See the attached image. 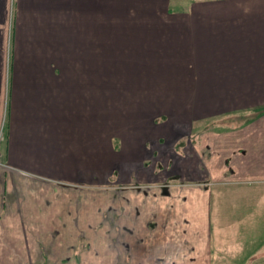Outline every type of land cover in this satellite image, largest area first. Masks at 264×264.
<instances>
[{
  "label": "crops",
  "instance_id": "crops-1",
  "mask_svg": "<svg viewBox=\"0 0 264 264\" xmlns=\"http://www.w3.org/2000/svg\"><path fill=\"white\" fill-rule=\"evenodd\" d=\"M116 2L0 0V264H41L39 232L53 245L47 264L81 262L80 250L60 246L70 227L96 224L106 209L114 230H132L119 239L132 264H264L245 234V225L262 223L249 205H264V5L199 9L193 1L161 18L130 15ZM150 39L160 43L146 46ZM105 78L111 90L145 88L101 92ZM166 89L183 92L151 102ZM217 114L219 129L195 125ZM172 164L181 178L163 193ZM213 195L218 213L217 201L242 205L238 235L211 216Z\"/></svg>",
  "mask_w": 264,
  "mask_h": 264
},
{
  "label": "rangeland",
  "instance_id": "rangeland-1",
  "mask_svg": "<svg viewBox=\"0 0 264 264\" xmlns=\"http://www.w3.org/2000/svg\"><path fill=\"white\" fill-rule=\"evenodd\" d=\"M116 1H117L116 2L117 5L119 4L118 8H122L124 10L128 9V13L130 15L137 14L141 10L142 11H144V10H146V11L147 10H149V11L156 10V11H158V15L161 16V14H162L161 18L163 17V12H164L165 8H168L171 10L186 9V8L190 7V4H191L190 2H193V1H195L196 3H193L191 5V7L199 8V9H225V8H228V9L251 8V9H253L256 7L259 8L262 5H264V1H259V0H169V3H167V0H116ZM256 4H258V5L256 6ZM170 17L171 16L167 17L164 15L165 19H168ZM159 43L160 42H158V41H152L150 39L149 44H145V45L146 46H158ZM165 51H168V49H165ZM205 53H206L205 49L199 51L198 60L200 62L205 59L204 56L207 55ZM132 55L135 56V54H132ZM210 55H215V54H210ZM123 57H125V56L119 55V58L121 60ZM195 58L197 59V57H195ZM185 59L187 60L188 58H185ZM137 61L139 62L140 66L141 65L147 66L146 59H142V60L138 59ZM148 63H149L148 65L151 67L150 72L151 71L153 72V73H150L149 83L151 85L156 86L157 83H159L157 75L159 74L158 73V68H159L158 65H160V64L157 63L156 59L152 60ZM107 67L109 68V66H103V69H102L103 74L105 73V68H107ZM162 72H164L165 74L169 73V71H163V70H162ZM180 75L182 76V74H179V77L173 76V78L183 80L185 77L182 76L183 78H181ZM105 80L107 81V83ZM105 80L103 79V86L101 87V92H140V90L145 88V87L139 86L141 84L135 85V87L132 86V84H130L128 87H125V85H119L118 84V86H117L118 89L115 91L113 89L112 90L110 89L109 84H108V79L105 78ZM177 81L178 80H176V82ZM187 82L188 81H185V83H187ZM87 90H88V88H87ZM96 92H97V90H96ZM156 92H159V91H156ZM169 92H183V91H179V90H175V89H166L165 92H163V96H161V97L159 95H156L155 97L151 96L150 97L151 102H155V98H159L161 100L167 101L168 99H170L172 97V95ZM185 92H188V90H186ZM165 94H166V96H165ZM151 105H152V103H151ZM189 105H190V103H189ZM189 105H187V103H186V105L184 107V109H186V111H185V113H183L182 117H184V115H185V117H188V115L190 116V112H189V108H188ZM217 107L220 108V105H218ZM152 108H153V105H152ZM154 114H156V113H153V115ZM221 116H222V114H217V116L215 115L213 119L212 118L206 119L205 117L200 118L198 121H196L195 125L196 124H199V125L203 124L202 127L199 128V130H203V131H205L206 127H212V126H214L215 129H219ZM162 117H164V116H156L155 117L156 121L162 120L163 119ZM187 123H188V121H187ZM206 124H207V126H206ZM189 130L190 129L187 127L186 128L183 127V129L181 130L182 134L185 135V136H183L184 140L186 137H188L190 135V134H188ZM193 131H195V130L193 129ZM163 142H164V139L160 141V143H163ZM174 145H175V147L179 146L178 143H176V142L174 143ZM147 147H149V146L147 145ZM147 164H149L148 159H146L144 161L143 167H146ZM141 168H142V166H141ZM160 171L161 170L159 168V171L154 173L153 179L149 180V182H153L154 178H157V175H159ZM111 179H114V176L111 177ZM111 179H109V180H111ZM103 186L113 188V183L112 182L106 183ZM116 190H117L116 194H119L120 191L123 189L116 188ZM30 193H35V192H30ZM215 200L216 199L214 198V195H213L212 215L211 216L212 217L217 216V217H221V218L225 219L224 229H227L228 231H230L231 234L234 233L235 235H238L237 228L239 226H237L236 222H238L239 221L238 219L245 216V214H246L245 210L240 208L242 205H237L234 202L226 201L223 204V206H221L219 201H217V206L219 205L218 210L221 212V213H218V211H216L215 207H214L215 206ZM115 205L116 204H113V207H115ZM245 205L248 206V204H245ZM87 206L89 208L90 206H92V204H88ZM249 207L259 209L258 211L261 212V215L257 216V218L261 217L262 223H260V224L256 223L255 227H254V225H249V224L245 225V234L248 237V239H250L249 238L250 236H253L252 237L254 239L253 244H255V248H257L256 250H261L262 252H264V205H262V207H259L258 205L253 206V204H251V205H249ZM91 208H93V207H91ZM248 211H251V210H248ZM259 212L257 213L258 215H259ZM216 213H218V214H216ZM110 214H111L110 210L106 209L103 212V218L101 219L100 222H98L96 224H89V225L82 226L81 228H83V229L81 231H76V229L70 227L68 236L64 240L65 242H64L63 247H61L59 245L62 252H65V253L67 252L68 254H73L74 250H76V251L80 250V254H82V256L80 255L79 259L81 262H79V263L77 262L75 264H132V259L130 258V255H129L130 251H129V254H127V256H126V250H127L126 244H128L129 242L128 241H122V243H123L122 244L119 240V239L125 240L126 237H128V235H130L129 234L130 230H129V228H127L124 225H118L117 229L114 230V234H111V231L106 230V229H109L108 223L110 220L109 217L111 216ZM112 214H114L113 211H112ZM89 218H91V217H89ZM228 218L233 219L231 221L235 223V226L229 228V226L227 225V223H228L227 219ZM108 234L110 237L112 236L113 239H115L116 234L119 235V239H118L119 241H116V243L114 242L115 248L116 249L118 248L117 258L115 255V251H113V248L111 250V242L106 239V237H108ZM45 235H46V233H40L39 232L37 234V239L35 241V247H36L35 249H37V251L39 249L41 250V251H39V252H41V256H37V260L35 258V262L37 261L38 263H41V264H47L46 261L47 262L50 261L49 260L50 257H48V255H49V253H51V249H53V247H52L53 245L51 243V240H45ZM26 242H27V244H29L30 240L28 239ZM24 243L25 242L23 240L22 241V249L23 250L25 249ZM112 245H113V240H112ZM256 245H258V247H256ZM45 253L47 256L45 255ZM83 259H84V261H83ZM24 260L27 261V263H28V258L23 257L22 262ZM28 264H31V261Z\"/></svg>",
  "mask_w": 264,
  "mask_h": 264
},
{
  "label": "flooded vegetation",
  "instance_id": "flooded-vegetation-1",
  "mask_svg": "<svg viewBox=\"0 0 264 264\" xmlns=\"http://www.w3.org/2000/svg\"><path fill=\"white\" fill-rule=\"evenodd\" d=\"M175 165H173L172 164V166H168V168H164L163 169V174H164V178H163V182L162 183H169V181H174V180H178V179H180L181 178V174H179V170L178 169H175V167H174ZM161 171H162V169H161ZM161 171H160V173H161ZM154 173L155 172H153V173H150V179H153V175H154ZM159 173V174H160ZM189 175L190 174H192L190 171L189 172H187ZM189 175H187L186 177H188L187 179H190V176ZM159 177V175H157V178ZM157 178H154V179H157ZM183 179V178H182ZM159 187L160 188H162L161 190H162V192L163 193H167V188H168V185L167 184H165V185H163L162 187H161V185L159 184ZM124 202H128V200H126V199H124ZM103 218V217H102ZM110 220H109V223H108V227H109V229H107L108 231H111V234H114V228H115V224H116V219L114 218V216L113 215H111L110 217ZM101 221V220H100ZM117 228V227H116ZM130 231H129V234H132V230L131 229H129ZM108 238H109V241L111 242V247H113V248H115V245H114V242L116 243V241H117V238L119 239V235L118 234H116V236H115V239H113V237L111 236H109V234H108ZM112 240H113V245H112ZM123 244V243H122ZM128 245L126 244V247H127ZM127 254H128V252H127V250H126V256H127ZM129 258V257H128ZM127 258V259H128Z\"/></svg>",
  "mask_w": 264,
  "mask_h": 264
}]
</instances>
